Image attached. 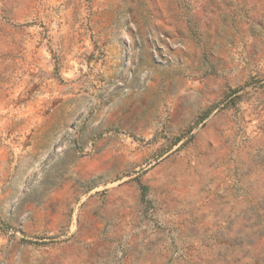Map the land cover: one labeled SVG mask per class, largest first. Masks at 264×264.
<instances>
[{
    "label": "rangeland",
    "instance_id": "rangeland-1",
    "mask_svg": "<svg viewBox=\"0 0 264 264\" xmlns=\"http://www.w3.org/2000/svg\"><path fill=\"white\" fill-rule=\"evenodd\" d=\"M0 264H264V0H0Z\"/></svg>",
    "mask_w": 264,
    "mask_h": 264
}]
</instances>
